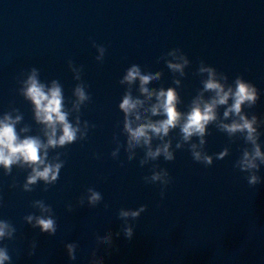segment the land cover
Instances as JSON below:
<instances>
[{"label":"water","instance_id":"95a60500","mask_svg":"<svg viewBox=\"0 0 264 264\" xmlns=\"http://www.w3.org/2000/svg\"><path fill=\"white\" fill-rule=\"evenodd\" d=\"M93 41L106 47L103 62L95 59ZM175 47L190 60L185 76L173 74L161 58ZM69 59L82 66L81 79L91 95L81 107V121L95 127L85 140L49 149V158L57 151L66 155L61 156L65 164L59 179L46 191L43 181L31 192L22 189L30 169L13 166L5 175L0 168V219L16 228L14 239L0 241L8 247L11 264H264V180L249 186L246 173L233 167L245 146L242 138L230 142L226 133L210 125L205 150L211 155L230 147L229 155L214 157L210 166L194 161L187 145L175 150L172 161L160 157L143 166L142 148L134 150L131 161L124 147L118 158L110 155L117 147L114 135L121 145L126 143L118 104L127 86L119 80L134 63L143 72H162L151 88L175 86L173 79H179V107L185 111L202 88L197 74L201 60L226 73L228 83L242 75L260 91L253 108L242 110L264 119V0H0V119L5 112L21 115L17 130L29 128L21 137L46 140L34 106L19 92L22 81L33 67L48 87L57 79L71 109L68 100L75 99L72 91L78 81ZM133 95L143 98L138 81ZM204 95L207 99L210 93ZM218 112L222 115L223 107ZM76 115L72 111L69 117L73 123ZM178 131L170 133L174 149ZM260 140L264 151V134ZM157 143L154 139L153 146ZM153 164L167 168L172 177L163 198L159 183L143 179ZM259 174L264 177V165ZM88 187L103 196L94 207L87 202ZM38 199L54 210L55 235L23 219L41 214L32 205ZM141 204L148 207L138 219L118 218L120 208L135 210ZM126 224L133 227L131 239L124 235ZM109 234L111 242L97 239ZM33 241L36 248L29 255ZM68 243L78 244L75 260L68 257Z\"/></svg>","mask_w":264,"mask_h":264},{"label":"clouds","instance_id":"9594fccd","mask_svg":"<svg viewBox=\"0 0 264 264\" xmlns=\"http://www.w3.org/2000/svg\"><path fill=\"white\" fill-rule=\"evenodd\" d=\"M92 44L98 53L95 59L103 62L106 47L95 41ZM161 58L165 60L167 68L173 74L179 73L180 76H185V68L190 64V60L181 48H172ZM68 67L73 72L74 79L78 81L72 91L75 99L68 100L71 102V109L66 106L63 85L57 79H53L51 86L48 87L38 79V70L34 67L22 81L23 86L19 89L20 94L34 106L35 120L44 126L42 131L46 140L39 135L21 137L20 133L29 131L27 126L17 130L16 125L21 121V115L13 117L10 112H5L0 119V168L5 175L12 173L13 166L30 169L22 185V189L26 192L33 191L34 186L40 181H43L46 191L47 186L55 184L59 179L60 170L65 164L61 156L66 153L57 151L49 158V149L66 148L77 141L85 140L89 128L95 127L87 120L81 121L80 117L81 107L91 100V95L86 90L88 85L81 79L82 66H76L69 59ZM197 74L201 76L202 88L192 97L185 111L179 107L183 103L177 91L180 86L179 79H173L175 86L167 88L161 86L157 90L149 85L152 81L161 79V71L143 72L135 63L129 66L119 80L121 85L127 87L118 104L123 113L121 132L126 135V143L121 145L114 135L113 139L117 147L110 155L118 158L120 148L124 147L127 159L131 161L136 157L134 150L142 148L144 155L140 159V165L143 166L160 157L165 161H172L175 159V150L187 145L194 161L210 166L214 157L223 159L230 153L229 146L211 155L205 150L209 126L212 125L220 132L226 133L230 142L238 138L243 139L245 146L233 167L246 173L245 179L249 186L260 184L264 180L259 174L261 165H264V151L261 150L260 140L261 135L264 134L261 131L264 119H260L254 112L249 115L242 110V108H253L260 98L259 89L242 75H237L232 83H228L226 73L218 71L213 65H206L203 60L200 61ZM137 81L138 92L143 98L133 95V85ZM205 93H210L207 99ZM149 101L154 102L149 104ZM146 104L148 106H145ZM221 107H223L222 115L218 112ZM13 111L18 109L13 108ZM72 111L78 113L74 118L75 123L69 119ZM154 117L158 118L154 119ZM176 129L179 130V139L176 140L174 149L170 133ZM194 138L198 142H194ZM154 139L159 141L155 146H153ZM97 158H99L98 154ZM152 169L151 174L144 176L143 179L145 183H159L160 196L163 198L167 186L172 182V177L167 168H162L158 164H153ZM11 186H16L15 180ZM86 191L89 193L87 196L89 206L94 207L102 201L103 196L99 191L92 187H88ZM78 203L83 205L84 198L80 197ZM32 205L38 207L41 214L29 213L23 219L33 228L39 227L41 232L55 235L58 225L52 206L42 199L32 201ZM66 207L71 211L73 205L69 203ZM104 207L107 209L108 204ZM147 207L146 204H141L135 210L122 207L119 209L118 218L125 222L129 218L134 221L146 211ZM123 231L125 237L131 239L132 225L126 224ZM15 232L16 228L9 220L0 219V241L14 239ZM97 239L111 242V234ZM77 247V243L66 244L70 260L76 259ZM35 248L36 242L33 241L29 255L34 254ZM11 259L7 245H0V264H5L6 261L11 264Z\"/></svg>","mask_w":264,"mask_h":264}]
</instances>
